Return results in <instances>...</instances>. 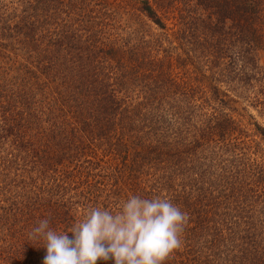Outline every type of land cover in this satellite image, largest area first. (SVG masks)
Returning <instances> with one entry per match:
<instances>
[{"label":"trees","instance_id":"trees-1","mask_svg":"<svg viewBox=\"0 0 264 264\" xmlns=\"http://www.w3.org/2000/svg\"><path fill=\"white\" fill-rule=\"evenodd\" d=\"M124 2L158 33H110L106 0H0V264H43L40 220L62 233L147 188L188 215L163 264H264V160L217 114L237 86L264 106V0ZM198 92L216 111L199 112ZM217 141L222 158L205 161Z\"/></svg>","mask_w":264,"mask_h":264},{"label":"clouds","instance_id":"clouds-1","mask_svg":"<svg viewBox=\"0 0 264 264\" xmlns=\"http://www.w3.org/2000/svg\"><path fill=\"white\" fill-rule=\"evenodd\" d=\"M187 222V213L167 198L130 196L116 212L91 208L62 233L42 219L29 239L43 241V264H163L181 247Z\"/></svg>","mask_w":264,"mask_h":264},{"label":"rangeland","instance_id":"rangeland-1","mask_svg":"<svg viewBox=\"0 0 264 264\" xmlns=\"http://www.w3.org/2000/svg\"><path fill=\"white\" fill-rule=\"evenodd\" d=\"M106 1H108L111 4L109 7V10H108V12L111 14L110 15L111 20L112 19L117 20L119 25H120L119 28H117V27H114L113 29L111 28L110 33H113L114 35H117L119 37L120 36L125 37L126 36L125 34L128 33L133 27H138L137 23H139L140 26H142V27L150 28V30L155 34L158 33V30L153 23H150L149 21L145 20L144 18L142 19V16H139V18L137 19V17H135L136 14L135 13L133 14L134 11L130 7V4H125V2H124L125 0H121V1H119V0H106ZM130 2H131V0H130ZM127 11H128V13H127ZM170 14L171 13H169V15ZM166 22L168 25L171 24L170 19L166 20ZM262 62H264V60ZM189 71H192V69L190 68ZM193 83L198 84L197 81H194ZM201 84H202V82H201ZM203 84H206V83L203 81ZM254 89H255L254 87H249V88L243 89V91H241L239 86H237V88H235V90L231 94L232 96H235L234 98H236V101L235 102L234 101L229 102V105H230L229 107H226L224 109L219 107L217 109V114H221V113L225 112L226 114L230 115L235 121L239 122L241 124L240 126L244 127L246 131L249 128L248 132H247V133H249V135L253 134V132H254V128H252L253 122H257L264 127V106L259 104L258 102L253 101L255 99ZM199 95H200V92H198L197 94L195 93L194 95L191 96L193 103H196V104L201 103L203 105V108L200 109L199 112H203V113L207 112V113L211 114L214 111H216L212 107V106H214V104H210L211 106H207L205 104V102H203V100L198 98ZM161 107L165 108V104H163ZM201 120H202L201 116L193 117L192 124L197 123ZM249 135L245 136L244 138L241 137V139H244L246 142H249L250 145H248V146L250 147L251 151H253V152H254V150L256 151L255 153H252L251 155L249 154V156L254 157V155H256V156H258L257 159L259 161L262 159L264 160V145H262V144L256 145L255 142L258 141V137L249 136ZM234 136H236V135L234 134ZM217 142L218 143L216 145H203L204 147L200 149V151H202L206 146H208V148L206 149V152H208V153L206 155L207 158L204 159L205 161H207L208 158H213L215 161H217L214 163H218L220 161V159L222 158V156H221L222 150L219 149V147H221V142H219V141H217ZM223 147H224V145H223ZM210 151H212V153H209ZM103 153H106V152L100 151V150L97 151L98 155H101ZM102 159H103L102 163L104 164V161H106L107 158L103 157ZM199 159L201 160L200 162L205 163L201 157ZM154 165H156V164H154ZM240 167H245V170L243 171L244 173H246L245 177H243V180L245 179V181L247 182L245 185V189L248 192V194H247L248 197L251 200H253L254 197L256 196V194H255V190H252V189H254V185L252 184L251 179H249V178H251V175L248 173V167L246 166V164H241ZM157 176H158V174L155 175L153 178L155 179ZM148 190H149V188L142 191L143 195L140 192H134V193L137 194L138 196L147 198L149 195ZM117 193L118 192L116 191V194ZM131 193L132 192H129L130 195H131ZM134 196H136V195H134ZM126 197H128L127 194H126ZM255 199L257 200V198H255Z\"/></svg>","mask_w":264,"mask_h":264}]
</instances>
